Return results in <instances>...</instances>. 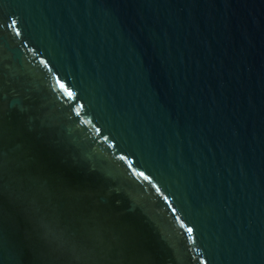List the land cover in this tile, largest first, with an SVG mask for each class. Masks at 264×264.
I'll list each match as a JSON object with an SVG mask.
<instances>
[{
  "label": "water",
  "instance_id": "95a60500",
  "mask_svg": "<svg viewBox=\"0 0 264 264\" xmlns=\"http://www.w3.org/2000/svg\"><path fill=\"white\" fill-rule=\"evenodd\" d=\"M0 264H264V0H0Z\"/></svg>",
  "mask_w": 264,
  "mask_h": 264
},
{
  "label": "snow or ice",
  "instance_id": "6c2138e0",
  "mask_svg": "<svg viewBox=\"0 0 264 264\" xmlns=\"http://www.w3.org/2000/svg\"><path fill=\"white\" fill-rule=\"evenodd\" d=\"M13 23L15 24V21H13ZM189 231H191V229H189Z\"/></svg>",
  "mask_w": 264,
  "mask_h": 264
}]
</instances>
